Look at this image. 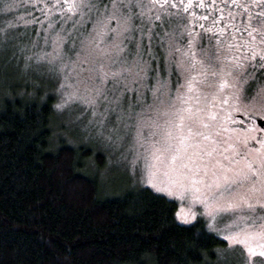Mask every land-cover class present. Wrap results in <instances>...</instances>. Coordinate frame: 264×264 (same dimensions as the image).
I'll return each instance as SVG.
<instances>
[{"label":"snow or ice","instance_id":"6c2138e0","mask_svg":"<svg viewBox=\"0 0 264 264\" xmlns=\"http://www.w3.org/2000/svg\"><path fill=\"white\" fill-rule=\"evenodd\" d=\"M0 21L57 111L90 113L177 221L264 264V0H0Z\"/></svg>","mask_w":264,"mask_h":264},{"label":"trees","instance_id":"16d2710c","mask_svg":"<svg viewBox=\"0 0 264 264\" xmlns=\"http://www.w3.org/2000/svg\"><path fill=\"white\" fill-rule=\"evenodd\" d=\"M33 88L0 98V264L215 263L223 239L147 186L102 182L105 155L58 140L54 91Z\"/></svg>","mask_w":264,"mask_h":264},{"label":"rangeland","instance_id":"374dc122","mask_svg":"<svg viewBox=\"0 0 264 264\" xmlns=\"http://www.w3.org/2000/svg\"><path fill=\"white\" fill-rule=\"evenodd\" d=\"M21 12H23V10H21ZM23 31V28L17 30V32L21 34ZM32 38L34 39L35 36L32 35ZM26 42V38L21 35L18 39H11L4 45H0V98L9 96V94L4 91L6 85L13 87L22 84L31 88L34 87L33 89H44L43 91H46L45 95L54 91V101L55 104L58 103L60 99L56 91L59 86L58 83L50 78L43 69H38L35 64H33L32 67L25 66L27 63L24 59L25 53L21 52L20 49ZM53 86L55 87L54 90L48 91ZM16 93L17 97H20L22 94H25V91L20 90ZM33 93L32 91L28 97L31 98ZM55 112V121L61 125V131L56 133L58 140L62 138L65 143L70 145L85 144L88 147L89 145H94L97 151L105 155L106 166L109 169L106 170L105 174L101 172L102 182H105L106 185L113 186L118 180H120L121 183H123L124 180H128L126 187H132L134 185L146 187L142 185L138 179L133 178L130 164L125 160L121 149H117L112 142L104 139V137L96 135L95 129L88 127L86 130L88 120L90 119V113L83 111L80 106L76 105L65 108L63 111H57L55 109ZM150 189L157 195L160 194L169 199L166 195L157 193L152 188ZM176 204L179 208V203L176 202ZM203 223L205 228H207L206 223ZM220 227L223 228L224 225ZM211 233L220 239H223V236L226 234V232L223 231L219 234L215 232ZM225 244V248L217 249V260L214 264H245L247 259L246 250H244L242 246H237L230 250L226 241ZM253 246H255V242H253ZM260 259L259 257L251 258L252 264H256Z\"/></svg>","mask_w":264,"mask_h":264}]
</instances>
